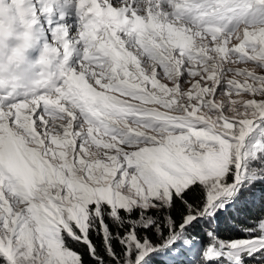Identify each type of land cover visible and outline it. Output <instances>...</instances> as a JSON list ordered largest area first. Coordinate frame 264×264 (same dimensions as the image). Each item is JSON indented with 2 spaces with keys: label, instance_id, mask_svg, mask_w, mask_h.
<instances>
[{
  "label": "snow or ice",
  "instance_id": "snow-or-ice-1",
  "mask_svg": "<svg viewBox=\"0 0 264 264\" xmlns=\"http://www.w3.org/2000/svg\"><path fill=\"white\" fill-rule=\"evenodd\" d=\"M17 2L0 264H264V0Z\"/></svg>",
  "mask_w": 264,
  "mask_h": 264
},
{
  "label": "clouds",
  "instance_id": "clouds-1",
  "mask_svg": "<svg viewBox=\"0 0 264 264\" xmlns=\"http://www.w3.org/2000/svg\"><path fill=\"white\" fill-rule=\"evenodd\" d=\"M9 7L15 10L17 21L9 16ZM32 25L23 14L17 0H2L0 3V89L15 92L28 90L41 73L47 71L43 52L36 51L30 41ZM33 52L36 53L33 56ZM50 63V61H49Z\"/></svg>",
  "mask_w": 264,
  "mask_h": 264
},
{
  "label": "bare ground",
  "instance_id": "bare-ground-1",
  "mask_svg": "<svg viewBox=\"0 0 264 264\" xmlns=\"http://www.w3.org/2000/svg\"><path fill=\"white\" fill-rule=\"evenodd\" d=\"M89 2V0H85V3L87 4ZM97 2L99 3L100 2V0H97ZM36 55V54H35ZM34 55V56H35Z\"/></svg>",
  "mask_w": 264,
  "mask_h": 264
}]
</instances>
